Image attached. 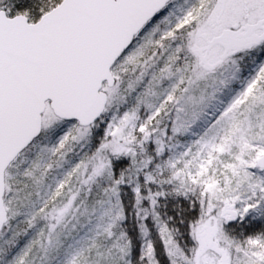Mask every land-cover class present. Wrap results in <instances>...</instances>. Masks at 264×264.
Listing matches in <instances>:
<instances>
[{"label": "snow or ice", "instance_id": "1", "mask_svg": "<svg viewBox=\"0 0 264 264\" xmlns=\"http://www.w3.org/2000/svg\"><path fill=\"white\" fill-rule=\"evenodd\" d=\"M0 264H264V0H0Z\"/></svg>", "mask_w": 264, "mask_h": 264}]
</instances>
